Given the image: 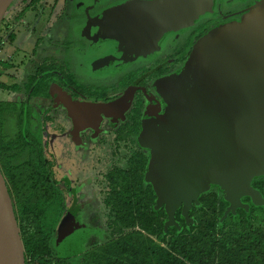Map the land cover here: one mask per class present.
<instances>
[{
	"label": "water",
	"instance_id": "95a60500",
	"mask_svg": "<svg viewBox=\"0 0 264 264\" xmlns=\"http://www.w3.org/2000/svg\"><path fill=\"white\" fill-rule=\"evenodd\" d=\"M13 0H5L0 23ZM214 0H128L105 11L93 32L122 54L152 56L169 33L190 27L213 9ZM135 88L107 103H79L59 89L70 116L116 122L132 100ZM53 94V93H52ZM63 94V95H62ZM164 125L151 146L145 132V148L154 149L148 168L163 162L178 197L195 198L209 182L216 181L232 200L255 198L250 179L264 174V6L241 24L225 26L211 34L201 52L188 89L169 94ZM78 124V125H77ZM162 134L164 136H162ZM151 184L156 186L155 178ZM68 213L62 226H68ZM63 231V230H62ZM60 233H62L60 231ZM80 239L76 238V242ZM0 264H25L13 205L0 171Z\"/></svg>",
	"mask_w": 264,
	"mask_h": 264
},
{
	"label": "rangeland",
	"instance_id": "374dc122",
	"mask_svg": "<svg viewBox=\"0 0 264 264\" xmlns=\"http://www.w3.org/2000/svg\"><path fill=\"white\" fill-rule=\"evenodd\" d=\"M75 1L57 0L54 3L51 26L48 27V29H52L51 38L44 43L43 48L38 47L42 43L35 42L41 35L27 30L28 27L26 28L36 18L41 4H38V8L35 6L34 10L25 11L22 17L23 9L29 5L30 0H13L11 2L1 21L4 29H0V60L9 63L11 66L0 76V103L4 105L2 106L4 137L9 142L16 141L18 127L14 125L13 119L18 120L19 105H21V103L13 101L14 97H18L26 103L28 113L31 114L30 131L34 132L32 133L34 137H37V131L41 125L40 116L45 113V119H48L47 132L50 137H53L50 148L55 154L56 164L53 167L55 177L59 178L64 174V169L67 168V177L70 176L73 180L80 177L82 180L81 191L83 195L80 201L81 210L77 223L86 228H92L93 233L89 235L86 245L77 256L78 260L73 263L80 264L79 260L92 254H98L101 248L120 236L118 228L112 224L113 219L108 208L104 205L108 193L106 175L113 168L127 170L128 160L135 154H141L145 157L148 168L154 159L155 150L145 148L138 130L134 131L130 128V124L126 120L119 122L114 127H110L108 121L104 120L97 134L92 135L90 132L82 134V146L80 149H75L70 143L65 142L67 139L65 134L62 137H54V135H61L69 129L65 119V111L58 106H53L48 95L49 88L52 86L59 87V79L54 77L47 80L45 87L41 88L36 96L28 97L30 78L35 74L37 67L44 62L55 60L66 64V66L69 65V68L78 67L82 74L79 75L78 80L80 82L104 87L110 92L112 85L120 81L122 74L129 71L132 63L137 60L133 56L125 61L116 60L114 58L116 55L115 48L108 43H99L98 41L92 44L91 52L84 55L81 49L87 45L81 38L86 35L95 36L91 30L94 24L92 23L90 28L88 25L86 29H82L81 32L83 33L80 37L79 34L74 36L73 33L80 29L78 24L83 21V12L94 8L99 1L105 2V0H77V12L81 16L76 17L75 24H70L71 34H68L66 32L68 26L64 24L69 17L64 16L63 12L70 16L72 2L75 3ZM47 2L53 3L54 0H47ZM263 6L264 0H216L213 12L202 17L195 26L204 23L205 29L208 31L206 35H211L225 26L241 24L251 13ZM47 15L46 12V19H48ZM48 29H45L46 33H48ZM9 35L15 37L13 41L9 40ZM76 54L78 57L74 60L73 56ZM102 54H105L106 57L101 58ZM107 57L112 60L104 64L103 59ZM93 73H103L106 76L95 79ZM157 83L156 81L153 82V87H156ZM78 84L80 83L78 82ZM14 93L17 95H13ZM137 97L141 96L138 95ZM143 103L147 105L146 101ZM129 113L130 111L126 116ZM66 147H68L67 151L69 150V153L66 154L67 157L64 156ZM19 161L21 164L20 158ZM47 161L48 164L52 162L50 157L47 158ZM253 181H264V174L254 175L249 181L250 184ZM202 194H212L217 200L223 201L225 199V191L216 181L209 182ZM259 195L260 205L256 206L255 211H252V215L255 216L252 223L254 227H258L264 232V190ZM37 196L34 197V201L39 198ZM47 207L45 205V212H47ZM196 207L199 208L200 206L197 204ZM51 210L48 213H51ZM60 220L59 215L55 218V225ZM45 222L47 225L52 223L48 218H45ZM123 232L127 231L123 230ZM50 258L51 255L48 253L41 259L32 260L28 264H51V261L47 260Z\"/></svg>",
	"mask_w": 264,
	"mask_h": 264
},
{
	"label": "trees",
	"instance_id": "16d2710c",
	"mask_svg": "<svg viewBox=\"0 0 264 264\" xmlns=\"http://www.w3.org/2000/svg\"><path fill=\"white\" fill-rule=\"evenodd\" d=\"M42 1L30 0V4ZM1 23L0 29H4ZM9 40L13 41V35ZM9 67L0 60V76ZM54 77L62 85L73 86L76 92L90 94V88L78 84L66 64L52 60L37 67L29 81L28 96H36ZM124 82L128 84V78ZM171 91L173 94L175 89ZM2 106L0 103V171L12 201L27 264L28 260L50 253L52 224L45 222L50 217L43 213L47 204L43 200L17 199L14 206L12 192L18 189L20 180L12 170L11 144L3 139ZM139 117L137 106L131 117L136 128ZM152 119L153 115L145 121L144 136L154 146L160 133L158 127L164 121ZM152 169L149 174L145 157L135 154L128 160L127 170L113 168L106 175L108 193L104 205L120 236L99 250L94 256L95 264H264V232L252 223V211L260 205L264 181L251 182L250 187L257 192L255 198L235 201L225 195L222 201L202 193L195 198L178 197L163 162ZM152 178L156 180L155 188Z\"/></svg>",
	"mask_w": 264,
	"mask_h": 264
},
{
	"label": "flooded vegetation",
	"instance_id": "af4514ba",
	"mask_svg": "<svg viewBox=\"0 0 264 264\" xmlns=\"http://www.w3.org/2000/svg\"><path fill=\"white\" fill-rule=\"evenodd\" d=\"M215 4L216 0H214L213 9L200 16L190 27L167 34L160 41L156 52L149 57L130 55L126 59H122V54L115 46L98 39L99 43H108L115 48L116 55H114V58L116 60L125 61L132 56L136 57L137 60L135 63H132L130 70L122 74L120 81L112 85V90L110 92L104 87L84 84L78 79L77 81L80 85L90 88V94L82 91L76 92L73 86H71V88L62 85L61 82H59V87H56L68 98L76 100L79 103H107L117 99L131 87L135 88L132 100L124 110L122 117L118 118L116 122L113 121L112 117H105L102 115L97 123L96 130H94V121L90 119H77L79 125L77 124L78 126H75V121L64 106L63 100H61L60 96L55 97V95L52 94V92L57 89L55 86H52L48 89L51 103L53 106H58L65 111V119L69 126L66 132L61 135H54V137H62L65 134L67 137L65 142L70 143L75 149H80L82 146L81 135L89 132L92 135L97 134L104 120L108 121L110 127H114L119 122L126 120L130 124V128L134 131L138 130L140 137L145 132L144 124L148 116L153 115L152 120H154V122L162 120L166 115L167 103L169 94L172 92L171 90H177L181 87L188 89L191 85L193 74L199 64L203 46L210 37V34L206 35L208 31L205 29L204 23L198 26L195 25L202 17L213 12ZM189 29L191 30L188 31ZM103 55L104 56L101 58L106 57L105 54ZM111 60L112 59L107 57L103 59V62L106 64ZM68 70L70 71L69 67ZM93 75L96 77L95 79L106 76L103 73H93ZM125 78H128V84H125L126 81L122 83ZM155 81L158 83L156 87H153L152 83ZM121 85H123L122 88H120ZM138 95L141 97H137ZM144 101L147 102V105H144ZM137 106H139L140 117L139 126L136 128L133 125L131 117L132 110ZM143 106L144 109H142ZM19 107L20 113L18 115V120L13 119L14 125L18 127L16 141L9 142L3 136L4 141L11 144L13 153L12 170L18 177V180H20V186L12 192L14 206L17 199L24 200L28 198L29 200H33L37 195L39 198H37L36 201L39 199V201L43 200L46 202L48 209L46 210L47 212L44 211L43 213L50 217L49 219L52 221L51 229L53 231V237L49 244L51 258L47 260H50L51 264H73L78 260L77 256L86 245L89 235L93 233L92 228H86L77 223L79 221L78 215L81 210L80 201L83 195L81 191L82 180L80 177L75 178V180L70 176L67 177V168L64 169L63 175L59 178L55 177V172L53 171V167L56 164L55 154L52 153L50 148L53 137H50V134L47 132L48 119H45L46 114L43 113V115L40 116L41 125L37 131V137H34V135H32L34 132L30 131L31 114L28 113L26 103L24 102L19 105ZM129 111V115L126 116ZM158 128L161 132H165L160 126ZM67 149L68 147H66L64 152L65 157H67L66 154L69 153ZM49 157L52 160L50 164H48L47 161ZM19 158L22 160L21 164ZM26 191H28V193ZM52 208L53 210H51ZM50 210L51 213H48ZM68 213L71 215V218L68 220V226L63 228L62 224ZM59 215L61 220L55 225V218L57 216L59 217ZM60 231L62 233H60ZM77 236L80 237L78 242H76ZM94 256L93 254L91 256H86L79 260V262L80 264H93L96 262ZM33 260L35 261L37 259ZM30 261L32 260H28L27 264Z\"/></svg>",
	"mask_w": 264,
	"mask_h": 264
},
{
	"label": "crops",
	"instance_id": "0c3cea01",
	"mask_svg": "<svg viewBox=\"0 0 264 264\" xmlns=\"http://www.w3.org/2000/svg\"><path fill=\"white\" fill-rule=\"evenodd\" d=\"M56 1L57 0H54L53 3H49V2H47V0H44V1L40 2V3L35 4V5L34 4L32 5V4L29 3V5L23 9V12L21 14L22 17H23V14H24L25 11L34 10V7L35 6H37V8H38V4H41V5H39V13L37 14V16L34 19V21H32L31 23H29L28 26H26V28L28 27L27 30L29 29V31L31 30V32H36V33H39L41 35V37H39L38 39L35 40V42L38 43V44L39 43H42V44H39V46H38L39 48H41V47L43 48L44 43L47 42V41H49V38H51L52 29H48V27L51 26V17H52L53 10H54L53 9L54 3ZM126 1H128V0H105V2L99 1L94 8H92L90 10H85L83 12L84 13L83 14V21L78 24V26L80 27V29L77 32L73 33L74 36H77V34H79V37H80L82 35V33H83V32H81V30L82 29H86V27L88 25H89V28H90L91 27L90 25L92 23H94V21H96V19L102 13H104L106 10H108L110 8H113V7H116L118 5H121V4L125 3ZM142 1H151V0H142ZM77 4H78L77 0L75 1V3L72 2V11L70 12V16H69V14H65V12H63V15L64 16L69 17V19H67L66 23L64 24V25L68 26V29H67L68 31L66 30V32L68 34H71V31L69 30L70 24L71 25L75 24L76 21H77L76 20L77 19L76 17L77 16H81L77 12ZM43 8H45V10H43ZM41 10H42V12H41ZM46 12L48 14L47 15V18L48 19H46V17H45L46 16ZM59 12H60V10H59ZM59 12L56 11V13H59ZM75 12H76V14H75ZM53 28H54V26H53ZM45 29H48V31H47L48 33H46ZM14 38L15 37H13V40H14ZM29 38L31 39L32 37H29ZM81 39L82 40L84 39V42L87 45V46H85L84 48L81 49V51H82V53L84 55L86 53H88V52H91L90 51V48L92 47V44H95V42L98 41V38L96 36H92V35H90V36L86 35V36L82 37ZM102 56H104V55L102 54ZM73 57H74V60H76V57H78V55L76 54ZM68 67H69V65H68ZM69 69H70L71 74L74 76V78L76 80L79 79V75L81 74L80 68L76 67V68H69ZM2 79H4V77H2ZM56 90H54L52 93L53 94L56 93ZM13 95H17V94L14 93ZM13 101L14 102H19V104L20 103L21 104L24 103L22 100L18 99V97H14V100Z\"/></svg>",
	"mask_w": 264,
	"mask_h": 264
},
{
	"label": "bare ground",
	"instance_id": "6f19581e",
	"mask_svg": "<svg viewBox=\"0 0 264 264\" xmlns=\"http://www.w3.org/2000/svg\"><path fill=\"white\" fill-rule=\"evenodd\" d=\"M4 2H5V0H0V9L2 8Z\"/></svg>",
	"mask_w": 264,
	"mask_h": 264
}]
</instances>
